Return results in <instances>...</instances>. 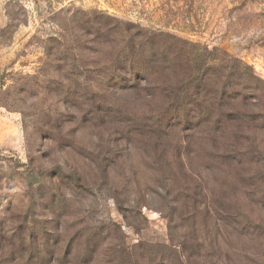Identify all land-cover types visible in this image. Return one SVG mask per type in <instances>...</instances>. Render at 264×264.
<instances>
[{"label":"rangeland","instance_id":"obj_1","mask_svg":"<svg viewBox=\"0 0 264 264\" xmlns=\"http://www.w3.org/2000/svg\"><path fill=\"white\" fill-rule=\"evenodd\" d=\"M0 264H264V0H0Z\"/></svg>","mask_w":264,"mask_h":264},{"label":"trees","instance_id":"obj_2","mask_svg":"<svg viewBox=\"0 0 264 264\" xmlns=\"http://www.w3.org/2000/svg\"><path fill=\"white\" fill-rule=\"evenodd\" d=\"M192 79H193V78H189V79H187V80H188V86L191 85L192 83H194V81L197 80L198 77H195L193 81H192ZM184 84H185V88H186V85H187V84H186V83H184ZM184 84H183V82H181V87H182V85H184ZM201 85H203V84H201ZM182 88H183V87H182ZM221 91H222V94L225 93V92H224V88H221ZM222 98H224V97L220 95V98L217 100V99H216V96H215V100L217 101V103H221ZM215 100H214V101H215ZM206 115H207V114H204V115H202V117H207ZM178 116H179V118H184V119H188V118L190 117V116H189L187 113H185V112H179ZM166 117H167V116H166ZM205 119H206V118H205ZM178 121H179V120H178Z\"/></svg>","mask_w":264,"mask_h":264}]
</instances>
